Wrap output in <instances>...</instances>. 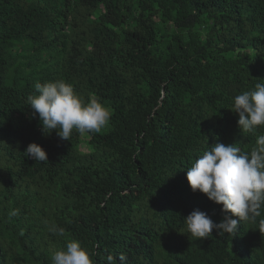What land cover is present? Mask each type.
Returning a JSON list of instances; mask_svg holds the SVG:
<instances>
[{"label": "trees", "instance_id": "16d2710c", "mask_svg": "<svg viewBox=\"0 0 264 264\" xmlns=\"http://www.w3.org/2000/svg\"><path fill=\"white\" fill-rule=\"evenodd\" d=\"M56 80L107 107L108 125L45 134L27 97ZM258 82L264 0H0V264H52L72 239L94 264H264V207L234 235L194 240L184 223L195 209L222 220L186 170L264 134L231 111Z\"/></svg>", "mask_w": 264, "mask_h": 264}, {"label": "clouds", "instance_id": "9594fccd", "mask_svg": "<svg viewBox=\"0 0 264 264\" xmlns=\"http://www.w3.org/2000/svg\"><path fill=\"white\" fill-rule=\"evenodd\" d=\"M35 94L27 97V104L38 114L44 133L55 130L61 140L69 141L73 131L80 135L99 133L110 121L111 112L97 99L84 102L72 85L63 80L34 85ZM231 111L238 114L237 125L243 133H256L264 127V82L233 98ZM25 156L44 162L47 154L36 143L27 145ZM191 191H199L215 204L222 205V220L214 223L206 213L193 210L184 218L186 231L194 240L218 234H235L241 221L256 222L264 207V134L257 135L254 146L242 151L236 143H217L205 150L186 170ZM17 213L13 210L10 215ZM264 228V220L259 221ZM50 232L64 235V229L54 225ZM95 253L72 239L51 255L52 264H94ZM106 264H116L112 255L104 257ZM123 259V257H121Z\"/></svg>", "mask_w": 264, "mask_h": 264}]
</instances>
